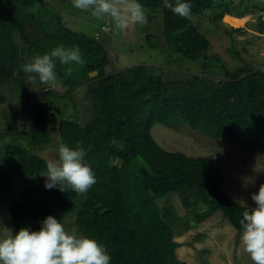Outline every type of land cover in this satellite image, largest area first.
I'll return each instance as SVG.
<instances>
[{"label": "trees", "instance_id": "trees-1", "mask_svg": "<svg viewBox=\"0 0 264 264\" xmlns=\"http://www.w3.org/2000/svg\"><path fill=\"white\" fill-rule=\"evenodd\" d=\"M138 2L162 11L166 45L186 60H202V74L166 79L144 65L106 74L105 64H99L92 53L97 50L92 48L93 40L70 37L73 43L80 44L83 59H88L81 70L97 69L99 75L89 98L90 120L81 125L74 119L62 118L56 128L60 133L58 146L63 141L75 148L76 142H81L86 150L84 162L92 168L96 183L82 195L71 190L62 192L59 187H40L47 161L21 146L9 144L0 157L4 165L0 167V204L11 185L34 179L33 185L16 196L8 209L17 231L24 227L38 231L45 217L51 215L62 221L73 212L79 230L105 247L110 264H186L177 256L180 244L175 241L183 219L171 203L159 205L160 199L178 195L189 211L184 224L187 229L191 223L201 224L221 212L223 219L238 231V237L243 232L240 220L247 208L221 191L224 176L216 161L166 151L154 140L152 130L158 124L170 129L187 125L215 141L241 140L245 146L264 151V72L246 63L239 52L242 65L233 70L221 66L220 58L208 55L210 42L198 21L213 9L218 10L213 12L215 22L227 15L243 18L259 4L186 0L193 5L196 22L192 23L166 8L164 0ZM14 26L23 31L20 22L0 25V90L10 92L12 100L16 89L22 99L30 95L16 74L20 55L13 38ZM257 28L264 33V23ZM230 31L240 34L243 30ZM152 39L148 36L147 43L156 49ZM212 58L217 63H211ZM85 76L91 84L87 72ZM217 76L222 79L216 81ZM12 81L18 88L11 86ZM66 83L70 89L59 99L68 97L75 84ZM16 100L20 102L19 98ZM47 106L43 102L33 108V129L28 134L18 132V113L5 133L24 134L34 146L49 143L52 131L48 124L51 119L45 118ZM24 123L28 124L26 119Z\"/></svg>", "mask_w": 264, "mask_h": 264}, {"label": "rangeland", "instance_id": "rangeland-1", "mask_svg": "<svg viewBox=\"0 0 264 264\" xmlns=\"http://www.w3.org/2000/svg\"><path fill=\"white\" fill-rule=\"evenodd\" d=\"M215 1L217 3L224 1L237 4L244 1H248L251 4H260L262 2V0ZM217 11V9L207 10L204 16H201L198 20L201 24V30L206 34L210 42L208 55H216L223 62L221 66L225 65L228 69L233 70L242 65L237 56V52H239L246 63L256 66L264 72V37L257 35L258 25L245 24V21L231 16H226L215 22L213 20V12L216 13ZM84 13V17H81V20L74 25L76 30L87 32L91 36L96 32H101L102 35L110 38L108 43L114 44L113 51L116 55L113 54L114 58L109 68H107V73H116L126 68L144 65L155 73L163 74L166 79H180L183 76L191 77L202 74V60L196 62L186 60L180 55L173 54L166 45L163 17L160 11H146L148 16L147 25H133L126 30L115 29L108 17L97 20L92 17L90 11H84ZM102 26L110 28L109 31L102 29ZM223 29L228 31H222ZM233 29H241L243 31L240 34H236L230 31ZM254 31L256 32L254 33ZM148 36H151L153 38L152 41L157 44L158 47L156 49H152L148 45ZM26 55L25 62H31L33 56ZM210 62L217 63V60L212 58ZM214 71H216L215 68ZM215 79L216 81L221 80L222 76H217ZM23 82L30 94L28 95L29 99H27L28 97L22 99L19 89L15 90L13 100L11 99L13 95L10 92L6 89L0 90V157L4 154V147L12 144L21 146L46 161L55 160L58 158L60 133L56 128L59 121L62 118L74 117L78 119L81 125H85L90 119V94L88 95V92L80 90H72L68 95L69 100H64L63 102L65 104V108L62 107L63 115H57L56 123L53 124L52 121L48 123L49 129L52 131L50 132V142L34 146L24 134H28L33 129V108L37 104L44 102L40 92H46L49 89L64 95L69 88L61 86V81L59 82V80L54 86H33L28 81ZM12 85L14 88L15 86L18 88L14 81H12ZM17 98L20 99V102H17ZM66 104H68L67 107ZM56 105L61 106V103ZM17 113V129L18 132L24 134L22 136L8 135L5 130L15 120ZM25 113L27 116H25ZM25 119L28 124L24 123ZM152 136L160 147L166 151L181 152L189 157H209L216 161L224 176V182L220 187L221 191L227 193L234 201L243 206L246 204L248 207H255L250 194L257 192L259 186L264 184L263 150L254 146H245L241 140L215 141L200 131L192 130L187 125L179 126L177 129H170L158 124L153 128ZM0 167L4 168L1 162ZM45 179L44 176L41 178L40 187H45ZM33 181L34 179H22L11 185L5 191L4 203L0 204V221H2L3 225L11 228L14 234L18 231L14 227L15 224L9 219L8 209L15 203V197L30 188L33 185ZM80 196L76 201H79ZM37 200H39L38 196ZM167 202L175 207L177 214L183 219L182 228L177 229L175 234V241L180 244L177 249V256L182 262L186 264H254L249 254L244 251L241 243L242 233L238 237V231L227 220L223 219L221 212H217L201 224L191 223V227L187 229L184 224L189 217V211L183 206L178 195L172 194L158 201L161 206ZM201 208L202 210L206 209L204 207ZM75 221L76 215L71 212L64 220L59 222L62 223L67 231L71 232L75 228L78 235L86 236L85 233L79 230ZM2 228L3 226L0 225V229Z\"/></svg>", "mask_w": 264, "mask_h": 264}, {"label": "clouds", "instance_id": "clouds-1", "mask_svg": "<svg viewBox=\"0 0 264 264\" xmlns=\"http://www.w3.org/2000/svg\"><path fill=\"white\" fill-rule=\"evenodd\" d=\"M73 7L81 11H90L92 17L102 20L110 18L117 30H126L130 26L148 24L144 6L138 0H71ZM164 6L175 15L195 23L191 3L186 0H164ZM226 17V16H225ZM57 61L62 65L83 66L86 61L78 46L66 47L63 44L52 48L48 53L37 55L31 63L23 66L22 73L31 83L54 86L58 76L55 71ZM73 68H67L71 75ZM86 150L77 141L75 148L63 141L58 147V158L46 162L45 188L59 187L63 192L71 190L77 194H86L96 183V177L90 165L84 162ZM255 207L242 214L240 225L243 228L241 243L254 264H264V184L255 193H251ZM0 264H110L111 257L105 247L95 239L71 232L55 217L49 215L41 221L38 231L27 227L15 234L0 221Z\"/></svg>", "mask_w": 264, "mask_h": 264}, {"label": "flooded vegetation", "instance_id": "flooded-vegetation-1", "mask_svg": "<svg viewBox=\"0 0 264 264\" xmlns=\"http://www.w3.org/2000/svg\"><path fill=\"white\" fill-rule=\"evenodd\" d=\"M144 8L146 11H160L162 14L161 10H153L146 7ZM84 15V11L73 7L71 0H0V25H3V22L9 23L13 21L23 23V26H21L23 31H21L18 27H12L13 38L15 44L18 46L20 55L17 60V76L25 82L28 81L27 77L22 73L23 66L27 64V62H25L27 57L26 54L32 55L34 59L35 56L48 53L52 48L61 44L66 47L78 46L81 50L80 44L73 43V41L69 39L70 37H87L92 39L94 43L92 48L97 47V50L94 49L92 53L98 60L99 64H105L104 73L109 74L106 71L114 58V44L108 43L110 38L106 35H102L101 32H96L93 36H91L87 32L77 31L78 29L76 30V26L74 25L76 22H79L81 17H84ZM101 28L104 30L107 29L106 31H109L110 29L106 26H102ZM24 36H26V38H24ZM84 60L88 61V59ZM69 67L74 69L71 75L66 74L67 68ZM57 68L59 71H57ZM81 69L82 67H80V65H62L57 61L55 69L58 76L57 80H59V82L61 81V86L68 87L69 89L70 87L66 82L69 81L75 83L72 90L88 92V95L90 94V98L93 93L91 91L93 86L92 84L95 83V79L97 81L99 70L94 69L87 71V69H85L86 71H83ZM85 72H87L89 80H92L91 84L88 82V79L86 80L87 77L85 76ZM28 83L31 82L28 81ZM31 85L38 86L42 84L37 81L36 83H31ZM51 91L52 90L48 89V91L40 93L41 97L44 98V102L48 103L45 111V118L48 120L49 116L51 121L56 123L57 115L63 113L62 107L65 108V104L63 103L64 100L68 101L69 99L68 97L65 99H59L60 96H63V94L61 95L56 92V95V93H52ZM48 93L50 94L49 100ZM53 97L54 100H52ZM55 102L61 103V106H54ZM67 106L68 104H66V107ZM71 119L78 121V119L74 117H71Z\"/></svg>", "mask_w": 264, "mask_h": 264}, {"label": "built area", "instance_id": "built-area-1", "mask_svg": "<svg viewBox=\"0 0 264 264\" xmlns=\"http://www.w3.org/2000/svg\"><path fill=\"white\" fill-rule=\"evenodd\" d=\"M241 20L245 21V24L250 23L251 25L255 26L264 23V0L260 2L257 9L252 10L245 17L241 18ZM255 32L256 31H254V33ZM257 35L264 37V33L257 32Z\"/></svg>", "mask_w": 264, "mask_h": 264}, {"label": "crops", "instance_id": "crops-1", "mask_svg": "<svg viewBox=\"0 0 264 264\" xmlns=\"http://www.w3.org/2000/svg\"><path fill=\"white\" fill-rule=\"evenodd\" d=\"M227 16H229V15H227ZM239 20H241V18H238Z\"/></svg>", "mask_w": 264, "mask_h": 264}]
</instances>
